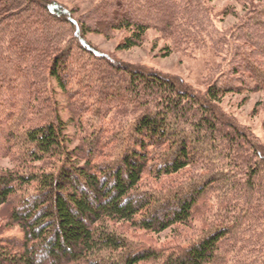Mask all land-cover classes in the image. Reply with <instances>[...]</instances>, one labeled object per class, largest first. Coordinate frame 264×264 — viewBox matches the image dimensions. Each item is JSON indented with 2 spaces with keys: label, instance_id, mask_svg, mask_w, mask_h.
Here are the masks:
<instances>
[{
  "label": "rangeland",
  "instance_id": "1",
  "mask_svg": "<svg viewBox=\"0 0 264 264\" xmlns=\"http://www.w3.org/2000/svg\"><path fill=\"white\" fill-rule=\"evenodd\" d=\"M112 1H6L4 8H18L0 13V174L38 173L41 164L27 163L23 158L25 148L20 145V137L26 128L44 121V114L49 120L58 117L61 121L69 149L79 143L80 133L73 114L82 107L80 118L89 134L100 129L104 137L128 133L133 121L143 113L145 99L132 93L125 70L172 80L197 97L196 101L200 103L206 100L209 89H219L223 94L211 106L220 120L216 125L221 127L224 122L223 131L232 135L228 139L232 142L225 147L212 144L216 148L207 149V155L213 161L211 168L199 161L204 154L195 152L198 162L193 167L160 180L145 173L139 190L164 195L165 190L185 189L190 183L202 182L218 174L233 177V181L227 183L225 194L220 186L217 192L207 195V213L196 212L194 220L186 226L176 225L152 234L118 225L116 232L125 237L134 250L163 252L197 242L206 232L204 224L212 228L234 226L238 232L247 233L244 236L247 239L252 231L260 234L264 227V0H150V7L145 10L141 9L145 0H136V5L120 10L118 16L102 18V13L112 12L109 3ZM157 2L173 5L174 23L168 29L160 24L165 11L154 10ZM53 5L67 12L63 15L51 12ZM127 15L135 23H153L144 30L137 45L121 48L132 32L125 28L114 29L107 36L97 32L99 26L102 28ZM69 19L78 26L84 24L86 32L80 37L98 55L92 56L79 49L81 46L73 37ZM43 31L49 38H59L62 49L72 48L64 68L70 80L65 91L59 89L46 73L55 54L53 49L47 54L50 60L37 68L38 59L44 54L42 50L47 48L38 39ZM26 42L30 44L28 49ZM17 44L19 46L15 47ZM18 56L26 60L18 59ZM254 71L262 75H255ZM244 153L251 155L247 167L239 160ZM254 165L259 170L253 182L246 169ZM236 183L245 191L248 189L251 208L261 207L256 221L251 220V216L258 217L252 212L246 218L245 200L241 196L244 190ZM32 194L30 187L20 195ZM15 198L10 197L7 205L0 206V233L5 239L22 238L19 229L5 227L7 214L17 205ZM226 204L231 208L227 209ZM240 247L241 243H238L236 250ZM225 256L226 264H264V253L247 259L235 252H227ZM159 261L143 264H159Z\"/></svg>",
  "mask_w": 264,
  "mask_h": 264
},
{
  "label": "trees",
  "instance_id": "2",
  "mask_svg": "<svg viewBox=\"0 0 264 264\" xmlns=\"http://www.w3.org/2000/svg\"><path fill=\"white\" fill-rule=\"evenodd\" d=\"M6 1L11 0H0V13L18 8H4ZM109 3L112 12L102 13V18L118 16L120 10L136 5V0ZM157 3L154 10L165 11L160 24L168 29L174 23L173 5ZM11 5H14L13 1ZM53 6L51 12L62 15L67 12ZM149 7L150 0L141 4V9ZM130 17L118 18L102 28L99 26L97 32L107 36L114 29L131 30L121 47L129 49L140 42L144 30L153 24L151 21L135 23ZM68 22L73 37L82 47L79 49L92 56L98 55L80 37L86 32L84 24L78 26L70 19ZM38 39L47 48L42 50L44 54L39 57L37 68L50 60L47 54L53 49L55 54L46 73L59 89L65 91L70 80L64 68L68 65L72 48L63 50L59 47V38H49L44 31ZM25 47L28 49L30 44L26 42ZM18 59L26 60L23 56ZM123 72L132 93L145 99L144 111L133 121L128 133L104 137L100 129L89 134L80 118L83 107L73 114L80 133L79 143L73 149L67 145L58 117L49 120L44 114V121L21 133L20 145L25 148L23 158L27 163H40L41 167L36 174L27 171L0 174V206L7 205L12 196L16 197L17 203L7 214L5 227L17 228L22 235L21 239H5L0 233V264H143L157 260H160L159 264H226L227 252L243 255V259L252 258L257 253L263 255L264 227H261L260 234L252 231L247 239L244 237L247 233L238 232L234 226L212 228L204 224L206 232L197 242L166 252L134 250L125 237L117 234L118 225L152 234L176 225L186 226L194 220L196 212L207 213V195L217 192L220 186L225 194L228 181H233L230 175H212L211 171L212 176L204 181L190 183L185 189L165 190L164 195L140 191L139 184L145 173L156 180L175 176L197 164L195 152L203 153L199 161L211 168L213 161L208 157L207 149L220 144L225 147L232 142L228 140L232 135L223 131L224 122L221 127L216 125L220 120L215 117L211 104L223 94L219 89H209L206 100L200 103L196 101L197 97L172 80L158 75L143 76L134 71ZM253 73L262 75L259 71ZM250 156V153H244L239 160L247 167ZM258 170L255 165L246 169L249 180L254 182ZM30 187L32 195H20ZM250 195L248 189L241 193L245 200L244 214L246 218L251 216L250 212L257 214L258 217L251 216V220L256 221L261 207L251 208ZM230 208L227 205V209ZM238 243L241 247L236 250Z\"/></svg>",
  "mask_w": 264,
  "mask_h": 264
}]
</instances>
